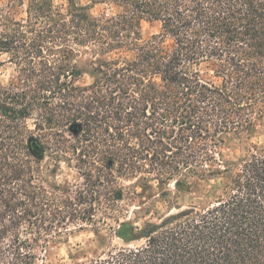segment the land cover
Masks as SVG:
<instances>
[{
	"label": "trees",
	"instance_id": "obj_1",
	"mask_svg": "<svg viewBox=\"0 0 264 264\" xmlns=\"http://www.w3.org/2000/svg\"><path fill=\"white\" fill-rule=\"evenodd\" d=\"M54 1L0 4V55L19 73L0 84V264H48L52 244L88 226L122 245L73 264H264V142H250L264 118V0ZM144 20L161 25L148 40ZM48 152L82 183L51 181ZM197 180L215 182L212 198L127 218L139 186L174 182L176 197Z\"/></svg>",
	"mask_w": 264,
	"mask_h": 264
},
{
	"label": "rangeland",
	"instance_id": "obj_2",
	"mask_svg": "<svg viewBox=\"0 0 264 264\" xmlns=\"http://www.w3.org/2000/svg\"><path fill=\"white\" fill-rule=\"evenodd\" d=\"M3 2L4 0H0V4ZM54 2L57 8L63 12L66 10L67 3L65 0H55ZM91 12L96 16L104 13L110 15L115 12V8L108 4H96L92 7ZM19 13L23 14V9ZM160 29L161 25L159 22L144 20L140 24V39L148 40L154 34L160 32ZM0 60L3 62L0 66V84L3 86H9L12 83L17 84L19 82V73L17 72L16 65L4 54L0 55ZM79 83L82 85H91L93 83V76L89 72H85L80 78ZM250 142H264V118L260 119L254 127ZM238 144V141L234 140L224 147L225 155L228 158L237 159L246 152ZM54 156L55 152H48L47 156L43 159L45 165L50 168L47 176L51 181L57 182L62 186L82 183L83 178L75 162L58 161ZM137 181L138 179L130 181L123 180L127 185H132ZM214 183L206 180H197L193 182V190L191 193L181 192L176 197L174 196L176 189L174 182L163 187H158L156 181L151 182V188L139 186L138 191L142 193V196L135 199V201L129 202V204H124L125 208L129 209V213H126L127 218L132 219L136 225L140 226H143L148 221H158L160 217L166 215L174 208L173 204L187 206L193 201L200 200L205 194L209 195L208 199L212 198V186ZM168 191L171 192L168 199L161 198ZM170 199H174V203H169ZM141 204L144 208L149 205L152 206L150 215L140 211ZM173 210L176 211V208ZM114 245H122V240L116 234H112L107 227L102 229V231H97L91 226H88L85 230H74L65 241L51 245L48 264H73L92 257L96 253L107 250Z\"/></svg>",
	"mask_w": 264,
	"mask_h": 264
}]
</instances>
